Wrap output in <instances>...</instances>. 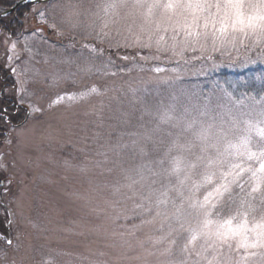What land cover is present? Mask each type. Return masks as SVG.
<instances>
[{
  "label": "rangeland",
  "instance_id": "1",
  "mask_svg": "<svg viewBox=\"0 0 264 264\" xmlns=\"http://www.w3.org/2000/svg\"><path fill=\"white\" fill-rule=\"evenodd\" d=\"M104 2L32 3L14 36L0 29V67L12 77H0V93L28 110L16 126L0 119V264H166L169 257L161 252L167 242L153 247L149 239L162 234L159 220L134 227L140 219L132 202L114 194L113 186L123 178L111 161L118 159L123 167L140 162L131 152L135 137L128 133L152 127L155 113L171 104L200 108L210 101L217 111L236 114L264 104V94L230 97L216 79L226 72L264 83L261 49L217 44L213 50L211 41L187 46L182 36L168 39L167 47L155 39L143 47L131 36L116 35L117 28L129 35L123 22L110 25L109 37L101 40L100 22L89 25ZM75 12L80 15L70 17ZM4 81L14 83L4 88ZM93 86L98 93L49 107L57 96ZM29 105L41 111L29 115ZM118 141L130 147L120 157L108 153L105 168L113 171L96 167L104 159L97 153L107 150L101 145ZM231 255L240 258L235 251ZM248 264L262 261L251 257Z\"/></svg>",
  "mask_w": 264,
  "mask_h": 264
},
{
  "label": "snow or ice",
  "instance_id": "2",
  "mask_svg": "<svg viewBox=\"0 0 264 264\" xmlns=\"http://www.w3.org/2000/svg\"><path fill=\"white\" fill-rule=\"evenodd\" d=\"M98 8L89 26L100 22L101 40L109 37L110 25L123 22L129 35L120 28L116 35L131 36L143 47H151L154 39L167 47L168 39L182 36L187 46L211 41L213 50L217 44H239L264 52V0H105ZM92 93H98L95 86L57 96L49 107ZM29 107V115L41 111ZM144 113L149 114L147 107ZM6 118L7 109H0V119ZM141 127L143 132L128 133L135 137L131 152L140 162L123 167L118 159L111 161L123 178L113 186L114 194L132 202L131 211L140 219L134 227L159 220L162 234L149 239L153 247L167 242L161 252L169 257L166 264H248L257 256L264 264V104L238 114L217 111L210 101L200 108L171 104L155 113L152 127ZM130 145L102 144L107 150L97 153L104 159L95 166L111 173L113 167L105 168L108 153L120 157ZM234 251L239 260L233 259Z\"/></svg>",
  "mask_w": 264,
  "mask_h": 264
},
{
  "label": "trees",
  "instance_id": "3",
  "mask_svg": "<svg viewBox=\"0 0 264 264\" xmlns=\"http://www.w3.org/2000/svg\"><path fill=\"white\" fill-rule=\"evenodd\" d=\"M12 5L14 4L8 3L6 0H0V10H2V12L10 8ZM31 6L32 3L20 5L11 13L1 17L0 29L11 36H14L15 30L23 27L21 19L23 13L28 11ZM4 76H10V74L5 70H1L0 67V77ZM216 79L225 94H230V97H234L235 99H244L247 97L259 99L260 96L264 94V83L255 82L253 79H250L249 75L246 77L239 76V78L234 79L228 73L221 72L217 75ZM10 83L12 84L14 82L4 81L3 86H12ZM0 99V109H7V118L3 120L14 125L22 123L24 118L21 119V117L22 114L26 115V107L15 104L13 100L4 98L2 93ZM2 136L3 135H0V137Z\"/></svg>",
  "mask_w": 264,
  "mask_h": 264
},
{
  "label": "water",
  "instance_id": "4",
  "mask_svg": "<svg viewBox=\"0 0 264 264\" xmlns=\"http://www.w3.org/2000/svg\"><path fill=\"white\" fill-rule=\"evenodd\" d=\"M43 1H47V0H22V1L18 2V3H15V5L12 6L9 10H6L3 13H0V18L5 16L6 14L12 12L15 8H17L20 5L27 4V3H30V2H32V3H40V2H43Z\"/></svg>",
  "mask_w": 264,
  "mask_h": 264
}]
</instances>
